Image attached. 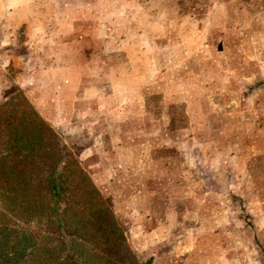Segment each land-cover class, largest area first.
I'll list each match as a JSON object with an SVG mask.
<instances>
[{
    "label": "rangeland",
    "instance_id": "1",
    "mask_svg": "<svg viewBox=\"0 0 264 264\" xmlns=\"http://www.w3.org/2000/svg\"><path fill=\"white\" fill-rule=\"evenodd\" d=\"M166 1L169 3L166 9L156 3L148 7V11L154 17L152 19L164 23L163 26L156 23L147 27V36L153 37L150 40L114 41L109 38V34L104 41H95L92 35L87 41L89 51H97V47L105 45L107 51H111L107 57L111 65L121 60V56L112 54V51H125L124 48L128 51H156L154 60L161 80L158 86L151 89L152 91L144 89L143 95H147L148 105L137 107L129 104V98H132L133 93H129L131 94L129 97L126 95L127 102L120 105L115 102L118 98H109L114 95V89L108 85L103 94H97L95 89L93 91L95 85L91 82L90 87H86V84L81 82L80 55H75L73 70H67L68 62L64 54L67 44L65 25L58 24L56 28L52 25L53 15L49 0L41 1V6H36L35 9L26 8V13L30 15L29 18L34 22L32 24H36V28L32 30L25 24L24 29L20 30L15 46H19L22 56L16 55L17 51H14L15 53L9 51L4 56L3 62L0 61V99L4 92L13 87L20 88L36 113L51 125L66 148L72 152L88 178L91 169H98L99 161L110 156L107 134L110 135L115 131L112 128L113 123L119 120V118L114 120L113 113L133 112L132 119L127 118L123 125L127 131L143 127L160 131L162 122L158 117L162 111L169 109L170 128L189 129L192 125L197 135L202 137L199 139L200 142H204L207 138L205 136L210 134L214 137L219 136L217 130L220 128L227 140H232L231 133H233L234 142L240 140L241 135L248 133L251 145L249 183H241L240 176L243 170L240 168L228 171L227 183L221 184L220 188L231 189L234 196L229 198L223 194H211L210 198H205V193L201 200L203 204L201 208L218 213L222 219L219 224L224 220V223L233 230L219 232V238L227 235L228 239V246H221V252L226 250L229 256L235 257L245 255L250 259V264H264V231H259L258 228V225L264 226V178L262 177L264 175V0ZM59 10L65 13L64 8ZM165 14L168 15L167 23ZM120 26L124 28L128 25ZM83 27L84 30H93L97 25L80 24L75 26V31H80ZM137 27L144 28L142 25ZM29 51L35 53L32 58ZM25 69L28 71L27 82L31 83L21 88L18 84H22L25 79ZM88 73L95 74L94 64H90ZM96 84L104 83L96 82ZM137 92L142 91L137 90ZM164 97H168L171 104L166 106ZM103 98L107 99L103 104L105 108H102ZM139 110L144 112L146 110L151 118L143 120L144 113ZM93 127L101 129L93 131L94 133L98 131L99 135L93 134L91 131ZM134 132L144 131L138 129ZM122 137L124 145L145 142H137L139 138L135 136ZM101 143L107 148L106 152L99 148ZM175 154L178 153L151 151L145 154L144 152L143 159L149 160L143 163V167H123L124 175L135 177L134 182H140L136 185L123 182L126 179L121 177L114 183L113 188L102 182L96 184L91 182L101 195L103 203L113 213L124 235L131 225L129 218L135 222L141 218L130 216L128 218L119 213L124 207H132L137 203L136 200L129 199L131 195L137 194L140 197V192L150 193L149 204L146 206L154 216L147 218L155 222L164 220L165 208L174 203L175 199L178 200L185 189L187 191L190 188L198 195L199 187L186 185L180 178L181 168L172 164L162 168L161 164L151 162V158L156 159L159 155L172 158ZM204 154L212 156L209 152H201L204 158ZM120 159L126 161L129 160V156L124 153ZM203 162L208 163L205 159ZM144 170H147L151 178L150 182L143 183V178L137 176L143 175ZM194 170L186 169V172L189 171L191 177L195 173ZM140 184L143 189L139 188ZM206 185L213 186L212 183ZM111 194L118 195V199L111 198ZM175 204L178 210L182 209V201ZM114 211L119 214L115 215ZM229 216H231L230 220ZM41 221L40 216L34 213L30 220L21 222V226L31 230L39 239H43V242L38 244L40 248L56 250L60 245L58 240H44L52 236L49 235L48 226L43 225ZM186 225L193 227L194 224ZM241 227L246 231L238 230ZM241 239L249 243L248 248H242ZM102 249L104 255L109 253L117 256L114 262L132 264L121 245L120 248L111 251L104 247ZM134 256L139 264H151V260L153 264L152 251L146 254L134 253ZM58 258L62 259L63 255Z\"/></svg>",
    "mask_w": 264,
    "mask_h": 264
},
{
    "label": "crops",
    "instance_id": "2",
    "mask_svg": "<svg viewBox=\"0 0 264 264\" xmlns=\"http://www.w3.org/2000/svg\"><path fill=\"white\" fill-rule=\"evenodd\" d=\"M41 1L43 0H0V61L3 62L4 56L9 51H17L16 55L22 56L19 52V46H15L20 30L24 29L25 24L32 30L36 28V24H32L34 22H31L29 18L30 15L26 13V8L32 7L35 9L36 6L40 7ZM49 2L51 3L50 8L53 15L52 25L55 28L58 24L65 25L67 44L64 54L68 62L67 70H73L75 55H80L81 82H84L86 87L89 88L91 82L95 85L93 91L95 89L97 94H103L108 85L114 89V95L109 98H118L115 101L116 103L123 105L131 95L129 93H133L132 98H129V104L137 107L148 105V97L143 95L144 89L145 91H152L151 89L158 86L161 80L158 66L154 60L156 51H128L127 48H124L125 51H112V54L120 55L121 60L111 65L107 61L111 51H107L105 45L97 47V51H89L87 41L90 40V35L95 41H104L107 36L109 37V34V38L114 41L150 40L153 37L147 36V27L156 23L163 26L164 23L152 19L154 17L148 11L149 5L153 6L156 3L159 7H165L166 9L169 7V3L166 0H49ZM63 8L65 9L64 14L59 10ZM162 15H164V12H162ZM165 16L167 23L168 15L165 14ZM80 24L83 26L93 24L97 25V28L84 30L83 27L82 30L75 31V26L77 27ZM105 25L107 26L105 27ZM120 25L128 26L123 28ZM131 25L135 26L132 27ZM137 25H142L144 28L138 29ZM14 40L15 43H13ZM75 41L78 42L75 43ZM22 46L24 45L22 44ZM33 54L35 53L29 51L31 58ZM91 63L95 65L94 75L88 73ZM24 72L25 79L22 84H18L21 88H25L27 84L31 83L27 82V69ZM93 78L94 80H92ZM96 82L104 84H100V86ZM137 90L142 92H137ZM106 100V98L102 99V108H105L103 104L106 103ZM164 104L166 106L171 104L168 97H164ZM139 111L144 113L143 120L151 118L146 110L145 112ZM132 114L133 112L112 114L114 120H117L116 118H119V120L113 123L112 128L115 131L111 132L110 135L107 134L110 156L99 161L98 169L95 170L90 167L89 178L91 182L93 184L102 182L113 188L114 183L121 177L126 179L123 182L135 183L136 185L139 181L134 182L135 177L124 175L125 173H122L123 167H143V163L149 160L148 158L143 159L144 152L146 154V152L150 153L151 151H173L178 153L174 155L175 157L170 158L169 156L159 155L156 159L151 158V162L161 164L160 167L162 168L169 167V164L181 168L180 178L186 185L199 187V193L197 195L190 188L187 191L185 189L178 200H174L175 202L182 201V209L178 210L175 202L169 204L163 212L164 220L156 222L147 218L154 216V213H151L148 206H146L149 204L150 193L140 192V197L137 194L131 195L129 199L136 200L137 203H134L132 207H124L119 212L128 218L129 216L132 218L141 217L136 222L129 218L131 225L125 235L131 250L138 254H146L152 251L153 264H250V259L245 255L235 257L233 255L229 256L226 250L224 252L220 251L221 246H228V239L227 235L224 238L223 236L219 238V232L221 230L227 232L230 227L224 223V220L219 224L222 219L218 213L209 212V210L203 209L204 207L201 208L203 206L201 200H203L205 193V198H210L211 194H223L229 198L234 196L231 189L223 190V188H220L221 184L227 183L228 171L231 172L235 168H240L243 170L240 176L242 178L241 183H249L250 135L248 133L247 135L243 134L240 140L234 142V134L231 133L232 140H227L220 128V130H217L220 133L219 136L214 137L210 134L205 136L207 138L204 142H200L199 139L202 137L197 135L198 133L192 125L189 129L173 130L170 128L171 112L169 109L165 112L162 111L158 117L162 122L160 126L162 130L153 129V131L149 130L148 127H143L134 130L139 129L145 133L134 132V130L127 131L123 125L127 118L132 119ZM94 130L99 131L101 129L93 127L91 131ZM98 131L93 132V134L99 135ZM122 136H135V138H139L137 142H145L133 145L126 143L124 145ZM102 145L103 143L99 145V148L106 152L107 148ZM141 145L143 148H138ZM201 152H209L212 156L204 154V158ZM124 153L129 156V160L120 159V156ZM203 159L208 163H204ZM186 169H195L193 176L190 177L189 171L186 172ZM137 176L143 178V183L151 180L147 170H144L143 175ZM262 177L264 178V175ZM207 183H212L213 186L209 187V185H206ZM139 188L143 189L141 184ZM110 197L118 199L119 196L111 194ZM116 213L114 211L115 215L119 214ZM188 223H193L195 226H187ZM178 226L180 227L177 229ZM258 226L259 231H264V226ZM238 230L246 231L244 227ZM232 231L231 228L230 232ZM240 242L243 245L242 248H248L249 243L244 242L243 239Z\"/></svg>",
    "mask_w": 264,
    "mask_h": 264
},
{
    "label": "trees",
    "instance_id": "3",
    "mask_svg": "<svg viewBox=\"0 0 264 264\" xmlns=\"http://www.w3.org/2000/svg\"><path fill=\"white\" fill-rule=\"evenodd\" d=\"M100 196L22 90L13 87L4 92L0 99V264H115L117 256L104 255L102 248L111 251L120 245L132 264H139ZM34 213L52 236L44 240H58L56 250L40 248L43 239L21 226Z\"/></svg>",
    "mask_w": 264,
    "mask_h": 264
}]
</instances>
